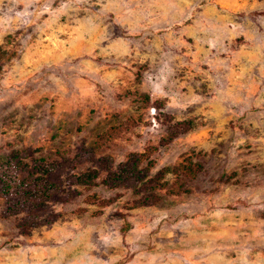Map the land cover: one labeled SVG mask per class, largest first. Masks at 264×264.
<instances>
[{"label":"rangeland","instance_id":"rangeland-1","mask_svg":"<svg viewBox=\"0 0 264 264\" xmlns=\"http://www.w3.org/2000/svg\"><path fill=\"white\" fill-rule=\"evenodd\" d=\"M6 162L0 264H264V0H0Z\"/></svg>","mask_w":264,"mask_h":264},{"label":"trees","instance_id":"trees-1","mask_svg":"<svg viewBox=\"0 0 264 264\" xmlns=\"http://www.w3.org/2000/svg\"><path fill=\"white\" fill-rule=\"evenodd\" d=\"M136 154L133 155L135 157ZM16 155L12 154V159ZM17 168L6 162L0 167V183L3 186V192L8 195L14 193L17 198H21V205L28 204L37 200H41L43 196L48 197L53 188V184H49L43 174L45 169L37 168L32 171L24 170L21 163ZM135 163L132 161V156L128 157L124 162L118 165V170L111 173L108 181L117 182L123 180L124 174L134 176L136 173ZM91 174L79 176L76 178L79 185H88L91 181ZM135 205H138L137 203ZM134 205V206H135Z\"/></svg>","mask_w":264,"mask_h":264}]
</instances>
